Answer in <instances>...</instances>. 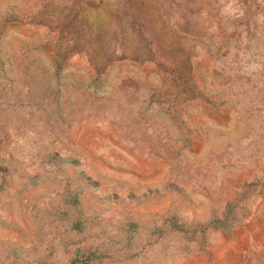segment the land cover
Returning <instances> with one entry per match:
<instances>
[{
	"label": "rangeland",
	"instance_id": "rangeland-1",
	"mask_svg": "<svg viewBox=\"0 0 264 264\" xmlns=\"http://www.w3.org/2000/svg\"><path fill=\"white\" fill-rule=\"evenodd\" d=\"M0 264H264V0H0Z\"/></svg>",
	"mask_w": 264,
	"mask_h": 264
}]
</instances>
